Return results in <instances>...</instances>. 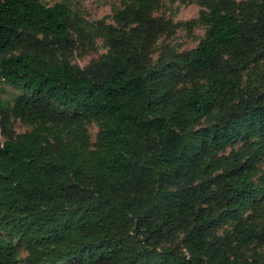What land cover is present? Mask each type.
I'll use <instances>...</instances> for the list:
<instances>
[{
    "label": "trees",
    "instance_id": "obj_1",
    "mask_svg": "<svg viewBox=\"0 0 264 264\" xmlns=\"http://www.w3.org/2000/svg\"><path fill=\"white\" fill-rule=\"evenodd\" d=\"M201 2L205 38L168 67H146L122 39L95 74L33 62V53L59 52L73 31L83 33L66 5L0 0V85L23 93L12 114L36 124L0 143V230L24 243L26 264H264L258 256L237 263L228 251L230 240L264 243V219L245 217L264 201V181L247 174L264 151V94L251 82L237 99L247 62L264 60V0H247L241 16ZM116 18L138 22L149 39L159 28L133 6ZM180 65L209 88L162 94L164 73ZM215 109L212 123L197 126ZM63 111L99 120L95 148ZM242 138H258L257 150L218 161ZM232 217L231 236L216 237ZM174 232L180 238L164 246ZM16 263V248L0 237V264Z\"/></svg>",
    "mask_w": 264,
    "mask_h": 264
},
{
    "label": "rangeland",
    "instance_id": "obj_2",
    "mask_svg": "<svg viewBox=\"0 0 264 264\" xmlns=\"http://www.w3.org/2000/svg\"><path fill=\"white\" fill-rule=\"evenodd\" d=\"M52 6L62 3L69 9L74 22L81 28L82 34L72 32L68 43L59 52L44 50L40 53H33V62L38 64H49L50 62L66 61L72 68L90 73H102L104 61L108 53L117 47L118 41H127V48L131 53L141 57L142 63L148 68L161 69L173 63L175 56L195 48L205 38L206 25L202 19L208 9L201 2L202 0H41ZM220 5L223 11L241 16L247 8V0H205ZM126 6L138 8L140 13L147 14L150 18L159 22V28L155 31V37L149 39L144 37L138 27V22L124 24L116 18ZM117 19V20H116ZM111 32L115 34L112 36ZM224 61L243 65L241 58L224 56ZM248 68L242 72L241 87L237 92V99L245 93L247 83L251 89H256L264 94V60L252 59L247 62ZM163 79L170 78V82L162 90V94L168 89L174 91H187L200 86L207 90L210 86L207 80L185 76V69L181 65L176 69L164 73ZM257 77H259L257 79ZM162 79V78H160ZM23 93L7 84L0 85V143L9 139H16L24 133L30 132L36 124L24 117H16L12 114L11 108L14 100ZM220 109H215L208 117L199 120L197 126H205L217 117ZM68 117H73L71 127L80 130L82 133L81 143L88 149H93L97 144L99 120L96 118L84 117L73 112L63 111ZM258 138H242L228 145L221 150L217 159L220 162H227L228 158L237 156L244 161L257 150ZM256 143V145H255ZM248 176L255 185L264 181V151L250 164ZM256 212L248 210L245 213L251 215L250 219H256L259 226L264 219V201L257 205ZM244 218V217H243ZM247 220H244L246 222ZM235 218L218 224L213 233L219 239L231 236ZM261 231V230H260ZM0 237L13 245L17 250V263L26 264L27 251L23 242L16 238H10L0 230ZM210 237H213L212 235ZM180 234L174 232L165 241L164 246L175 243ZM232 241V242H231ZM230 240L232 250L237 263L249 261L252 256L264 257V243L253 241L241 244ZM74 259L59 264H71Z\"/></svg>",
    "mask_w": 264,
    "mask_h": 264
}]
</instances>
